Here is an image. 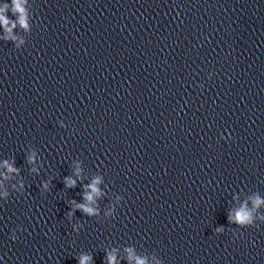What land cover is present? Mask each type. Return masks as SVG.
Returning <instances> with one entry per match:
<instances>
[{
    "label": "clouds",
    "instance_id": "9594fccd",
    "mask_svg": "<svg viewBox=\"0 0 264 264\" xmlns=\"http://www.w3.org/2000/svg\"><path fill=\"white\" fill-rule=\"evenodd\" d=\"M5 7H7V6H5ZM14 7L16 10H19L21 12L23 11V9L21 8L19 0H14ZM0 11H3V10H0ZM19 22L22 26L26 27V24H25V21L23 18H21ZM0 23H2L3 25L6 26V31H9V32L11 31V29L7 28V25L9 22L3 15H0ZM9 171H15V169L9 168ZM98 182H99L98 180L93 182V184L89 186L91 189L90 193L85 195V199L89 203L93 202L94 196L99 195V191L96 187V184ZM74 186H75V181H67L66 187H74ZM259 203H260V201L258 200L257 204H259ZM75 207L77 209H80L83 213H85L87 215L95 214V209L88 207L86 205L78 204ZM228 219H229L230 223H239V224L243 225V224H246V223L251 221V214L245 208L242 207L241 209L236 211L234 217L230 214ZM88 259H89L88 257H82L80 264H87ZM108 259H109V264H115V257L110 256ZM138 264H143V261H138Z\"/></svg>",
    "mask_w": 264,
    "mask_h": 264
}]
</instances>
